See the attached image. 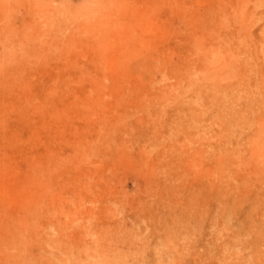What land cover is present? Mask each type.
Masks as SVG:
<instances>
[{"label":"rangeland","instance_id":"1","mask_svg":"<svg viewBox=\"0 0 264 264\" xmlns=\"http://www.w3.org/2000/svg\"><path fill=\"white\" fill-rule=\"evenodd\" d=\"M0 264H264V0H0Z\"/></svg>","mask_w":264,"mask_h":264}]
</instances>
